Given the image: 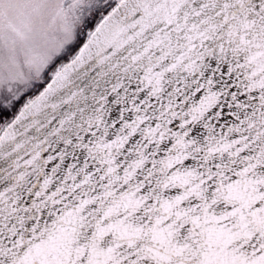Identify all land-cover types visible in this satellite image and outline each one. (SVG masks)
Segmentation results:
<instances>
[{"label": "snow or ice", "instance_id": "1", "mask_svg": "<svg viewBox=\"0 0 264 264\" xmlns=\"http://www.w3.org/2000/svg\"><path fill=\"white\" fill-rule=\"evenodd\" d=\"M0 264H264V0H0Z\"/></svg>", "mask_w": 264, "mask_h": 264}, {"label": "water", "instance_id": "2", "mask_svg": "<svg viewBox=\"0 0 264 264\" xmlns=\"http://www.w3.org/2000/svg\"><path fill=\"white\" fill-rule=\"evenodd\" d=\"M42 86H43V85H42ZM42 86H41V87H42Z\"/></svg>", "mask_w": 264, "mask_h": 264}, {"label": "rangeland", "instance_id": "3", "mask_svg": "<svg viewBox=\"0 0 264 264\" xmlns=\"http://www.w3.org/2000/svg\"><path fill=\"white\" fill-rule=\"evenodd\" d=\"M42 86V85H41Z\"/></svg>", "mask_w": 264, "mask_h": 264}]
</instances>
